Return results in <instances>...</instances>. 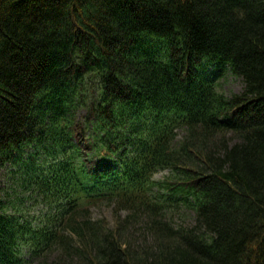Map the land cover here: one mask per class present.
<instances>
[{
  "label": "trees",
  "instance_id": "1",
  "mask_svg": "<svg viewBox=\"0 0 264 264\" xmlns=\"http://www.w3.org/2000/svg\"><path fill=\"white\" fill-rule=\"evenodd\" d=\"M2 169L0 264H264V0H0Z\"/></svg>",
  "mask_w": 264,
  "mask_h": 264
},
{
  "label": "rangeland",
  "instance_id": "2",
  "mask_svg": "<svg viewBox=\"0 0 264 264\" xmlns=\"http://www.w3.org/2000/svg\"><path fill=\"white\" fill-rule=\"evenodd\" d=\"M218 83H219L220 91H222L226 95H230L232 93H240L243 89V86H244L241 78L232 76L228 71H226V72L222 73V75H220V77L218 79ZM81 113H83V112H81ZM9 171H10L9 169L0 170V193L5 198L8 197V198L12 199L14 197V194H15L13 191H16L15 187L14 188L12 187L11 189L9 188L11 192L8 196L6 195V191L8 189V185L11 184V180L9 179L8 175H14V179H15V174L12 173L13 171L10 173H9ZM167 175H169V172L167 170H164V171L157 172L154 175V177H155V179H162V178L166 177ZM20 205L21 204H19V206ZM116 210H117V208H115L114 206H111L109 204H99L95 207H92L91 210L89 211V213L91 214L92 218L102 219V220H105L109 223H113V222H115V215H118L120 218H124L125 215L127 214V211H120L117 214ZM37 212H38L37 208L29 209L30 214L37 213ZM185 218H186V220H185ZM189 221H190V214L186 213V212L179 213V214L173 216V223L175 225H183L184 224V226H187ZM143 228H144V226L141 223L136 225V228H135L136 231L134 232L136 238H141V233L144 232ZM33 264H39V260L34 261Z\"/></svg>",
  "mask_w": 264,
  "mask_h": 264
}]
</instances>
